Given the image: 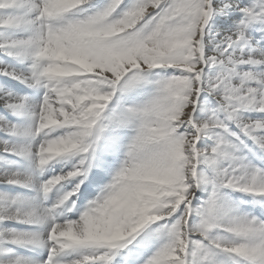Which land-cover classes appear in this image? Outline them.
Returning a JSON list of instances; mask_svg holds the SVG:
<instances>
[{
    "label": "snow or ice",
    "instance_id": "snow-or-ice-1",
    "mask_svg": "<svg viewBox=\"0 0 264 264\" xmlns=\"http://www.w3.org/2000/svg\"><path fill=\"white\" fill-rule=\"evenodd\" d=\"M0 264H264V0H0Z\"/></svg>",
    "mask_w": 264,
    "mask_h": 264
}]
</instances>
